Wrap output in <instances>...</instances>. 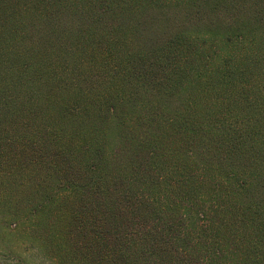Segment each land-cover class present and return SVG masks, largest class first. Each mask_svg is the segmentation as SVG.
<instances>
[{"label": "trees", "instance_id": "trees-1", "mask_svg": "<svg viewBox=\"0 0 264 264\" xmlns=\"http://www.w3.org/2000/svg\"><path fill=\"white\" fill-rule=\"evenodd\" d=\"M172 10L189 28L159 33ZM18 162L42 181L0 194V264H264V0H0Z\"/></svg>", "mask_w": 264, "mask_h": 264}, {"label": "rangeland", "instance_id": "rangeland-1", "mask_svg": "<svg viewBox=\"0 0 264 264\" xmlns=\"http://www.w3.org/2000/svg\"><path fill=\"white\" fill-rule=\"evenodd\" d=\"M8 15V14H5ZM153 11L147 12L145 15H141L143 19H147V20H152L153 18ZM185 13L183 11H177V10H172L171 13L167 16V15H161L160 16V20L159 23H157L155 25V29L159 32V33H166V34H172L175 33L176 30H179L180 28H183L184 30H187V28H189L191 21L186 22L185 19ZM32 18V17H31ZM3 19V24L4 27L1 28V30L3 29L4 32H7V30L9 31L10 29H14V27H16L19 31L20 27L14 26L12 27L9 23V21L7 22V18L5 16H2ZM33 22V19H28L26 22L22 23V25L24 24V27L22 29V31H19L23 36H22V41L24 42V44H30V43H43V44H47V42H50L52 44L55 45H62V46H68L69 44L72 45L71 40H67L65 43L63 42L62 38L59 37L58 34H49L47 31H45L43 28L38 29V28H34L31 26V23ZM58 22V21H57ZM53 25H48L50 27H53L55 22H52ZM60 24V22H58ZM233 24V26H238L236 25V22H230V21H226V24ZM59 24H55L56 28L59 27ZM147 24V21H142L139 25V29L143 30L144 29V25ZM150 26L154 27L153 22H150ZM49 27V28H50ZM46 28V27H45ZM7 29V30H6ZM201 29V28H198ZM161 30H165V32H162ZM218 31H214L211 35H207V39L208 42L213 41L214 39L218 38V36H216V34ZM197 33V32H195ZM54 51V49H52ZM52 50H45L37 52L39 54L40 57L44 58V62L48 64L51 62L53 65H55V63L58 65L59 62H62L61 59L59 58V52L56 51L53 52ZM210 53H212V50H209ZM64 60H66L69 63H71L72 59L68 56L64 57ZM65 62V64H67V62ZM67 64V65H68ZM71 65V64H69ZM14 90V89H13ZM23 90V88L14 90L15 92L17 91H21ZM18 164V165H17ZM21 164V166H20ZM16 169H11V168H6V167H0V177L4 178V180L2 182H0V194H4L6 192H11V190L15 189V191H21L22 190V186H26L25 188V193H28L27 190V185L30 186L31 191L30 194H28L27 196H30L33 198L32 194L34 192V186L36 184V182L40 183L41 177L40 174H38L36 171H34L32 168H24L25 167V163H16ZM5 186V187H4ZM51 186V183H48V187ZM24 191V190H23ZM26 196V197H27ZM19 197H23V194L20 193ZM21 216H24V214H21Z\"/></svg>", "mask_w": 264, "mask_h": 264}]
</instances>
